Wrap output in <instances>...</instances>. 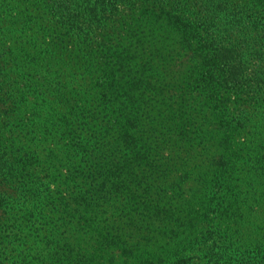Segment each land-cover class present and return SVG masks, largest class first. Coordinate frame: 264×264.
Wrapping results in <instances>:
<instances>
[{
	"label": "trees",
	"instance_id": "1",
	"mask_svg": "<svg viewBox=\"0 0 264 264\" xmlns=\"http://www.w3.org/2000/svg\"><path fill=\"white\" fill-rule=\"evenodd\" d=\"M26 113L19 152L11 122ZM1 115L0 185L18 208L49 201L62 230L45 258L15 264L208 255L231 213L264 203V0H0ZM60 135L73 169L52 148L35 178L42 138ZM179 234L196 236L182 257L153 254Z\"/></svg>",
	"mask_w": 264,
	"mask_h": 264
},
{
	"label": "rangeland",
	"instance_id": "2",
	"mask_svg": "<svg viewBox=\"0 0 264 264\" xmlns=\"http://www.w3.org/2000/svg\"><path fill=\"white\" fill-rule=\"evenodd\" d=\"M125 14L124 18L127 22L133 20L129 11ZM142 31H145L148 35L150 34L148 32L149 28L146 27V25L139 29V32ZM24 117L15 118L11 122L14 130L13 136H15L17 141L14 148L19 151L18 148L25 146L24 149H26V152H30L25 144H27L26 132L30 129L29 125H33V113H26L24 114ZM0 118L1 120L6 119L5 115H1ZM76 127H79V125ZM46 139V137L42 138V140H44L43 146L38 149L40 161L35 165L33 164L34 177L37 179H42L51 175L50 172L52 169L48 163V158L51 155L50 149L52 148L56 150L55 155L59 156V159L62 161L61 168L63 167V172L73 169V165L68 163L65 156L63 154H58V145H60L63 150L65 149L64 146L67 144L65 137L60 135L58 139ZM18 140L20 141L19 143ZM242 169L244 168L239 169L240 174ZM243 175L244 174H242L241 177H244ZM240 190L243 197L247 198L248 194H251L253 197L257 190L258 192H261V187L256 188L254 192H250L245 188ZM1 192L6 193V198L7 194L12 193L9 187L3 185H0V196L2 194ZM15 196H17V193ZM9 199L10 198H7V203L1 204L0 197V242L3 241L4 245L8 247V252L4 255L5 260L2 261L5 264H15L16 259H14V256L20 252L32 255L31 258L35 260L38 257L40 259L45 258L47 254H49L48 250L52 247L47 246V243L49 241L54 242V239L56 238L55 236H62V230H54L52 227L58 221L59 214H53L51 212V209L48 206L49 201H43L38 204H26L25 206L18 208L14 203L16 200L11 202ZM16 199H18V196ZM247 203L242 206V214L235 216V213H231L230 219L225 224H222L225 233L220 234L221 237L216 239V242H214L215 244H211L212 246H216L214 252L211 251L208 255H206V253L200 255L190 253L183 256L185 252H188L183 251V247L185 245H192L196 236L193 235L192 237H187L183 234H179L176 238H167L160 241L161 245L155 244L156 242L152 244L154 246V248H151L153 254L159 255L160 258H162L165 255V252L160 249L161 247H166V254L169 253L171 255H174L176 252L175 250H179L177 256L179 258L183 256V258L179 259V264H181L184 259L188 258L189 262L186 264H239L242 260L239 258H242L243 256L251 259H254V257L264 259V203L259 204L254 201H249ZM13 206L19 210H13ZM118 207L120 206L118 205ZM41 215H43L44 218ZM120 218L121 215H117V220ZM21 224L22 226H20ZM168 225L170 226V229H172V226L176 228L178 222L174 221L172 223L170 220ZM162 230L166 232L164 228H162ZM3 243L0 244L1 249L4 248ZM223 253H226L227 256H225V261L221 262L220 257H222L221 254ZM6 260L10 262H7ZM162 261L164 262V260ZM163 262L158 261L156 264H163ZM257 262H255V264H257ZM258 264H264V260L262 262L260 260Z\"/></svg>",
	"mask_w": 264,
	"mask_h": 264
}]
</instances>
